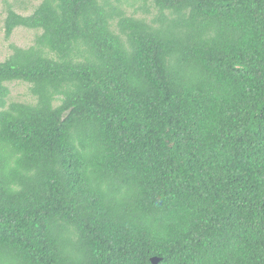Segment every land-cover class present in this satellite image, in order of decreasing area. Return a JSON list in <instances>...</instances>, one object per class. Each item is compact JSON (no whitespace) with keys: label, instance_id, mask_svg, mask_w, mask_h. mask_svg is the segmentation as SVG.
Masks as SVG:
<instances>
[{"label":"trees","instance_id":"trees-1","mask_svg":"<svg viewBox=\"0 0 264 264\" xmlns=\"http://www.w3.org/2000/svg\"><path fill=\"white\" fill-rule=\"evenodd\" d=\"M5 4L0 264H264V0Z\"/></svg>","mask_w":264,"mask_h":264},{"label":"rangeland","instance_id":"rangeland-1","mask_svg":"<svg viewBox=\"0 0 264 264\" xmlns=\"http://www.w3.org/2000/svg\"><path fill=\"white\" fill-rule=\"evenodd\" d=\"M8 1V0H6ZM13 2L14 0H9ZM42 0H20V5L18 4L16 9L18 12L29 15L33 12L35 6L40 4ZM22 3V4H21ZM131 12L133 9L128 8ZM7 16V7L5 0H0V61L5 60L11 53V45L15 44L21 47H28L34 44L36 31L29 30L26 28H17L10 38H6L4 20ZM10 87V100L14 101H24L28 103H34L36 98L31 93V86L25 82H12Z\"/></svg>","mask_w":264,"mask_h":264},{"label":"water","instance_id":"water-1","mask_svg":"<svg viewBox=\"0 0 264 264\" xmlns=\"http://www.w3.org/2000/svg\"><path fill=\"white\" fill-rule=\"evenodd\" d=\"M152 260H153V263L154 264H157L158 263V259L157 258H153Z\"/></svg>","mask_w":264,"mask_h":264}]
</instances>
